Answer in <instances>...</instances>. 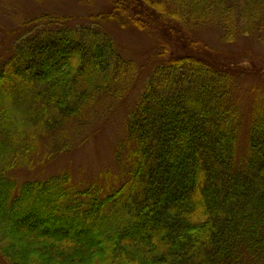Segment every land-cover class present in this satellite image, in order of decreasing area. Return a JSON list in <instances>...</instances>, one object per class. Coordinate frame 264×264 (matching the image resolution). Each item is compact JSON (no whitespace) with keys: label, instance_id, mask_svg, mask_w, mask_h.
Masks as SVG:
<instances>
[{"label":"trees","instance_id":"obj_1","mask_svg":"<svg viewBox=\"0 0 264 264\" xmlns=\"http://www.w3.org/2000/svg\"><path fill=\"white\" fill-rule=\"evenodd\" d=\"M110 1L87 20L23 21L0 61V264H264V78L253 68L168 55L157 35L159 60L116 145L125 179L28 176L72 149L101 93L125 100L141 79L144 65L124 57L105 24L170 27L191 46L200 41L185 31L204 25L225 41L264 27V0ZM241 74L258 78L246 111L234 94Z\"/></svg>","mask_w":264,"mask_h":264},{"label":"rangeland","instance_id":"obj_2","mask_svg":"<svg viewBox=\"0 0 264 264\" xmlns=\"http://www.w3.org/2000/svg\"><path fill=\"white\" fill-rule=\"evenodd\" d=\"M110 5V0H0V61L10 53L16 37L15 32L23 21L42 13H57L87 20L88 15L109 11ZM104 27L114 35L119 50L125 58L133 60L139 66L144 65L141 69V79L125 100L108 99L101 93L97 97L99 101L92 109L97 118L89 127L88 124L84 128L85 131L83 129L78 132L80 137L78 141H73L72 149L52 157L44 166L33 169L28 174L29 177H44L66 171L71 174L73 183L79 186L95 181L104 186L110 184L111 187L125 179L126 175L121 173L126 170L127 164L122 165L117 162L116 145L119 141H123L126 135L125 120L128 108L137 101L141 84L147 80L159 60V57H155V54H158V39L155 41L153 38L157 35L166 43L168 55H181L183 52L192 51L214 58L219 57L218 60L227 65L225 68L235 66L248 71L253 68L260 77L264 78V27L259 36H239L234 41H225L217 26L204 25L193 33L185 31L186 38L200 41L195 44L196 46H191L190 41L184 40L180 34L177 35L179 32L172 33L168 30L170 27L142 31L138 28L121 27L115 22L107 23ZM226 59L230 61L226 62ZM254 65L256 67H253ZM257 81V77L249 74H241L238 79L239 84L234 94L240 99L239 104L243 111L251 108L256 89L254 85ZM248 116L247 114L243 122L238 145L239 154H243L247 147L245 132ZM75 129L76 127H72L73 131ZM17 175L23 176L20 173Z\"/></svg>","mask_w":264,"mask_h":264}]
</instances>
